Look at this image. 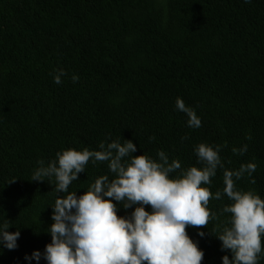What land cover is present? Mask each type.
Here are the masks:
<instances>
[{"label":"trees","instance_id":"16d2710c","mask_svg":"<svg viewBox=\"0 0 264 264\" xmlns=\"http://www.w3.org/2000/svg\"><path fill=\"white\" fill-rule=\"evenodd\" d=\"M59 69L67 75L56 84ZM177 97L201 127L188 126ZM124 139L137 145L133 155L158 159L164 150L182 169L201 166L194 146L220 144L225 168L257 164L236 184L264 199V0H0V223L20 230L0 264H29L25 254L51 241L57 196L47 181L31 180L38 160ZM223 171L211 178L213 194L224 188ZM104 174L111 178L107 162H89L69 190L82 194ZM229 203L226 194L210 199L217 218L186 229L204 250L201 264L231 258L215 236Z\"/></svg>","mask_w":264,"mask_h":264},{"label":"clouds","instance_id":"9594fccd","mask_svg":"<svg viewBox=\"0 0 264 264\" xmlns=\"http://www.w3.org/2000/svg\"><path fill=\"white\" fill-rule=\"evenodd\" d=\"M65 75L63 69L57 70L54 82L61 84ZM71 79L75 83L79 76L74 73ZM176 109L187 115L189 127L202 126L195 109L180 97L176 99ZM222 147L203 142L194 146L201 166L186 169L178 159L170 160L164 150L158 151V159L143 153L133 155L137 145L131 139L123 143L102 141L99 150L68 148L57 151L48 162L38 160L31 180L53 185L57 198L51 205L53 223L47 231L51 241L43 251L26 253L25 260L29 264L32 260L40 264L42 258L46 264H201L204 250L186 229L207 226L210 218H217L208 208L209 201L226 194L231 203L222 211L231 216L215 235L221 249L231 252V258L222 256V264H259L264 252V199L236 184L245 176L252 177L257 164L248 162L229 170L220 155ZM232 151L243 154L247 145L233 147ZM89 162H107L111 178L100 175L78 195L69 190L70 185L79 180V173ZM218 168L224 169V188L213 194L209 186ZM250 182L254 184L255 179ZM120 207L133 210L118 215ZM11 226L7 219L0 223V250L18 247L20 230L9 231ZM198 235L203 237L205 233L200 230Z\"/></svg>","mask_w":264,"mask_h":264}]
</instances>
